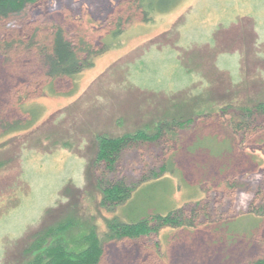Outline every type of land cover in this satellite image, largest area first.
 I'll return each mask as SVG.
<instances>
[{
    "label": "rangeland",
    "instance_id": "obj_1",
    "mask_svg": "<svg viewBox=\"0 0 264 264\" xmlns=\"http://www.w3.org/2000/svg\"><path fill=\"white\" fill-rule=\"evenodd\" d=\"M127 7L41 0L16 22L0 21V42L59 28L95 51L107 45L90 68L54 82L34 47L0 45V264H15L49 207H57L52 222L63 204L77 206L100 238H110L106 219L129 222L123 206L102 204V178L132 185L130 201L142 212L195 205L199 217L152 238L104 241L99 264H249L264 256V113L245 132L231 123L233 108L264 104V0H179L146 22ZM171 118L183 125L166 145L132 146L111 174L95 166L97 135H152ZM13 123L18 131L3 128ZM167 159L172 169L152 179Z\"/></svg>",
    "mask_w": 264,
    "mask_h": 264
},
{
    "label": "trees",
    "instance_id": "obj_2",
    "mask_svg": "<svg viewBox=\"0 0 264 264\" xmlns=\"http://www.w3.org/2000/svg\"><path fill=\"white\" fill-rule=\"evenodd\" d=\"M41 0H0V21L16 22L25 14L27 8ZM179 0H128V10L142 12L144 22L149 20L148 15L164 13L170 10ZM143 8L145 11H143ZM145 12V14H144ZM147 15V16H146ZM122 18H119L115 31L111 32L115 37L121 32ZM41 28L34 29V34L21 39L4 40L0 42L4 50L14 47L30 49L35 48L37 59L42 61L45 67V76L52 82L62 78H73L82 70L93 65L92 59L100 54L106 43L100 50H93L92 44L85 37L77 36L71 38L59 28H51L46 34L40 32ZM26 40V41H25ZM231 106L227 105L225 109ZM221 108V107H220ZM215 107H210L207 115L215 112ZM234 116L231 119L235 131L245 132L250 128L253 118L264 113V104L257 103L252 107L233 108ZM239 111L241 120H237ZM203 115L196 114L193 119ZM205 115V114H204ZM177 118L160 120L155 125V133L147 134L143 130L134 133H125L117 137L96 136L97 151L95 156V166L104 165L107 174L113 173L116 163L120 159L123 151L132 146L145 141H158L166 145L175 135L177 127L183 125ZM192 121V119H190ZM189 120V122H191ZM181 123V124H180ZM13 124H3L7 132L19 130V126ZM171 159L164 160V164L157 171H151L152 179L157 180L159 175L172 169ZM146 179V178H145ZM98 187L102 191V204L112 207L123 206L125 217L129 222H123L118 217L106 219L105 224L109 237L100 238L95 227L88 219H84L80 214V208L74 205L63 204L59 208L61 219L49 222L50 216L55 215L57 207L46 209L42 218L49 217L41 226L31 234L32 240L25 243L23 239L22 249L16 252L15 264H99L103 256V243L110 240H137L139 238H152L157 235L162 228H184L195 226L199 217L195 205H184L175 209H170L162 213L159 208L151 212L149 208L142 210L139 205L133 208L131 195L133 186L127 185L126 181L111 180V178L98 180ZM153 186V185H151ZM157 186V185H155ZM134 194V193H133ZM138 195V193L136 194ZM76 205V204H75ZM260 212L264 213V205ZM88 220V221H87ZM26 244V245H24ZM24 261L21 263L20 259ZM249 264H264V256L252 261Z\"/></svg>",
    "mask_w": 264,
    "mask_h": 264
}]
</instances>
